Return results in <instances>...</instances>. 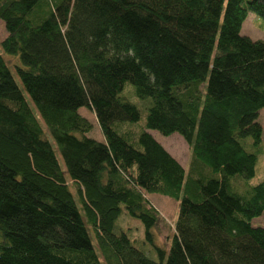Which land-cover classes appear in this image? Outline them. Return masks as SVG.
<instances>
[{
    "label": "trees",
    "instance_id": "obj_1",
    "mask_svg": "<svg viewBox=\"0 0 264 264\" xmlns=\"http://www.w3.org/2000/svg\"><path fill=\"white\" fill-rule=\"evenodd\" d=\"M249 13L264 21V0H0V264H264L251 224L264 180L243 195L231 183L254 176L244 140L257 149L263 133L264 41L240 34ZM126 83L150 100L139 129ZM149 130L183 138L187 171ZM150 194L179 200L167 248Z\"/></svg>",
    "mask_w": 264,
    "mask_h": 264
},
{
    "label": "rangeland",
    "instance_id": "obj_2",
    "mask_svg": "<svg viewBox=\"0 0 264 264\" xmlns=\"http://www.w3.org/2000/svg\"><path fill=\"white\" fill-rule=\"evenodd\" d=\"M240 34L253 41L256 40L264 41V21L255 14L249 13L241 26ZM5 36H6V32L4 29V24L0 20V43ZM5 59L11 67L13 66L14 62H16L13 58L7 56H5ZM134 91H135L134 87L131 84L126 83L124 85L121 96L125 100L135 104L139 108L141 112L140 120L137 123H126L128 127H131L133 129H139L142 128L144 125L145 116H146V107L150 100L149 99L144 101L139 100L136 97ZM78 112L81 116L87 118L92 124V129L87 134V136L92 137L99 141L103 140L102 134L95 120V116L93 112L90 109H87L86 107L79 108ZM258 122L262 126V131H263L260 147L254 149L253 147H251L249 138H246L244 140L245 148L249 152H253L256 154L257 159L255 165V174L250 179L233 178L231 181L232 189L241 195L245 194L248 188H250L251 186L257 185L258 183L264 180V110L259 111ZM115 127L117 128V125H115ZM148 132L155 138V140L158 143H160L164 147V149L169 154H171L182 165V167L186 171L188 170L190 151L187 144L184 142L183 138L179 134L175 133L170 136H162L160 133L154 130H149ZM71 190L75 194V189L73 186H71ZM146 197L158 211L161 220L160 223L158 224V227L154 229V236H155L154 242L158 246L167 248L170 235L174 227V223L179 213V200H174L166 196L155 195V194L146 195ZM251 224L254 227L257 226L264 227V213L260 217L253 219ZM118 225L121 228L130 229V233L128 232V230H126L125 232L128 234L131 241H134L136 243L138 241L140 242L144 241V229L140 221H138L137 219L127 218L126 216H122L118 220ZM144 246L149 249V252L151 254V256H149L148 253H146V255L149 258L156 260V255L153 249L147 243L141 246V248L142 247L144 248Z\"/></svg>",
    "mask_w": 264,
    "mask_h": 264
}]
</instances>
